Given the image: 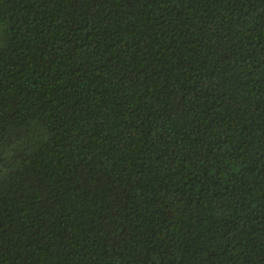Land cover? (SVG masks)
<instances>
[{"label":"trees","instance_id":"1","mask_svg":"<svg viewBox=\"0 0 264 264\" xmlns=\"http://www.w3.org/2000/svg\"><path fill=\"white\" fill-rule=\"evenodd\" d=\"M0 264H264V0H0Z\"/></svg>","mask_w":264,"mask_h":264}]
</instances>
